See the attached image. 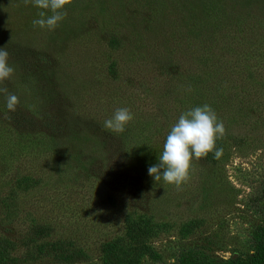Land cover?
Returning a JSON list of instances; mask_svg holds the SVG:
<instances>
[{
	"label": "rangeland",
	"instance_id": "obj_1",
	"mask_svg": "<svg viewBox=\"0 0 264 264\" xmlns=\"http://www.w3.org/2000/svg\"><path fill=\"white\" fill-rule=\"evenodd\" d=\"M0 0V264H252L264 228V0H72L54 30ZM46 11V10H43ZM50 15V12H46ZM189 89H191L189 91ZM210 105L223 152L180 189L148 168L171 126ZM134 119L103 128L115 109ZM5 113L8 118H5Z\"/></svg>",
	"mask_w": 264,
	"mask_h": 264
},
{
	"label": "clouds",
	"instance_id": "obj_2",
	"mask_svg": "<svg viewBox=\"0 0 264 264\" xmlns=\"http://www.w3.org/2000/svg\"><path fill=\"white\" fill-rule=\"evenodd\" d=\"M72 0H23L25 5L46 10L39 11L37 19L32 21L34 27L49 31L59 26L67 16L65 6ZM46 12H50L48 15ZM9 53L0 48V83L10 78L14 68L8 63ZM191 89H189L190 91ZM0 93L5 95L6 107L14 112L19 104L18 97L10 93L6 87H0ZM5 118L8 114L5 113ZM134 119V114L127 107L115 109L113 115L103 122V128L114 133H123L126 125ZM226 129L215 110L208 104L192 107L182 112L178 120L171 126L158 155V163L149 166L148 174L155 181L174 184L177 189L190 178L193 158L199 160L214 152L216 158L222 155L223 149L217 148L216 141L223 138Z\"/></svg>",
	"mask_w": 264,
	"mask_h": 264
},
{
	"label": "trees",
	"instance_id": "obj_3",
	"mask_svg": "<svg viewBox=\"0 0 264 264\" xmlns=\"http://www.w3.org/2000/svg\"><path fill=\"white\" fill-rule=\"evenodd\" d=\"M127 229H128L127 240L130 241L129 243L122 242L117 246L109 244L104 247L106 264H126V263H131L133 261L130 255L127 256L128 252L127 254L124 253L123 256L121 255L120 251L121 249L124 250L126 249L129 251V249H133L134 247H136L138 244L141 243L142 240L141 230L143 229L142 222L137 219L134 221H129L127 223ZM260 230L261 231L257 239V244L259 245L260 251H256V253L252 255L253 258L252 264H264V228H261ZM235 262L236 260L232 259L230 264H235Z\"/></svg>",
	"mask_w": 264,
	"mask_h": 264
}]
</instances>
